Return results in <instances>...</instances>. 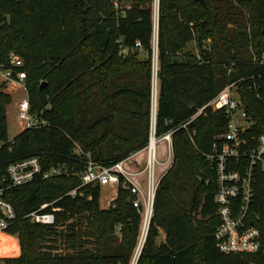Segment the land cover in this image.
<instances>
[{
  "label": "trees",
  "instance_id": "obj_1",
  "mask_svg": "<svg viewBox=\"0 0 264 264\" xmlns=\"http://www.w3.org/2000/svg\"><path fill=\"white\" fill-rule=\"evenodd\" d=\"M114 1L0 0V64L9 66L12 51L23 58L19 70L26 72L30 103L49 122L9 140L13 97L4 90L7 81L0 84V186L9 183L11 162L32 156L44 169H68L4 191L19 217L7 233H18L20 248L0 236V255L20 250V256L0 258V264L135 262L144 213L140 193L130 183L123 186L121 176L116 197L101 208L102 186H82L84 163L74 153L78 145L109 167L150 140L155 0H134L123 10ZM191 42L195 50L188 49ZM263 58L264 0H159L156 136L171 133L174 162L157 186L136 264H264V174L251 204L259 215L260 249L223 253L214 238L220 223L216 176L205 154L227 119L206 107L182 127L226 84L251 76L240 94L257 121L253 132L263 133L264 100L256 97L259 91L264 96ZM254 81L261 89L252 87ZM73 189L75 196L68 194ZM182 191L191 194L188 207L177 198ZM43 203H52L46 211L59 208L55 226L22 218Z\"/></svg>",
  "mask_w": 264,
  "mask_h": 264
},
{
  "label": "built area",
  "instance_id": "obj_2",
  "mask_svg": "<svg viewBox=\"0 0 264 264\" xmlns=\"http://www.w3.org/2000/svg\"><path fill=\"white\" fill-rule=\"evenodd\" d=\"M132 1L134 0L123 1L124 3H121L119 0H115V8L118 10L129 8ZM158 8L159 0H155L154 12L156 24L153 34L152 72L153 64L156 63L158 65ZM136 46H140V44L137 43ZM261 64H264V58L261 60ZM23 66V58L13 51L9 53V66L6 67L0 64V73H3L4 81L23 82V88L26 92V96L17 104V118L20 123L19 132L25 129L43 128L49 124L48 120L43 117L42 111L33 110L24 82L27 77L26 72L19 70ZM251 78V76H244L226 84L213 99L207 102L205 107L201 108L182 125V127L187 128V125L201 114L206 107L211 108L213 111H223L226 116V125L223 131L215 137L212 151L205 154L210 168L215 173L217 183L214 201L217 205L216 215L219 216L220 223L214 233V238L219 250L226 254L255 253L260 249L261 244V231L257 226L259 215L251 212V204L256 193L259 176L264 174V132L259 134L253 132L257 121L248 110L247 104L243 101L240 94L241 82ZM256 83L254 81L252 87L255 90L261 89V86L258 83L256 85ZM252 87L249 89H252ZM256 97L260 101L264 100V96L260 91ZM155 114L153 112L150 126V140L144 148L147 149L149 154L148 168L151 193L149 203H151V208L153 207L155 192L157 140L165 139L171 141V133H167L159 138L156 136ZM12 139L13 137L9 134V140ZM152 141H154V144L156 143L154 147L152 146ZM3 144L4 142L0 138V148ZM74 153L84 163V169L79 174L82 186L99 184L102 187H118L120 177L122 176L124 179L123 186H127L130 183L138 191L135 185L139 182L136 179L132 181L122 171L121 167L122 162L131 156L107 167L95 162L92 159L91 153L83 151L78 145L75 146ZM67 172L68 169L62 165L44 169L38 156L11 162L7 167L9 183L6 186H0V234L7 233L8 229L19 219L12 203L4 198V191L6 189ZM206 182H208L207 179ZM76 192V189H73L68 194L75 196ZM134 203L138 204V201ZM50 206H52V203H43L39 209L25 214L22 218L41 225L55 226L57 223L55 212L59 208H52V211H46ZM147 233L148 228L143 245Z\"/></svg>",
  "mask_w": 264,
  "mask_h": 264
},
{
  "label": "rangeland",
  "instance_id": "obj_3",
  "mask_svg": "<svg viewBox=\"0 0 264 264\" xmlns=\"http://www.w3.org/2000/svg\"><path fill=\"white\" fill-rule=\"evenodd\" d=\"M121 3H124L123 1ZM194 43L191 42L188 44V49L195 50L194 48ZM196 52V51H195ZM145 54L142 53V57H144ZM2 82H5L3 79V73H0V84ZM6 87L4 88L5 91L8 93L9 90L8 88L10 85L8 82H6ZM27 87V86H26ZM14 92V91H13ZM21 90L20 92L13 93L11 94L13 97V100L11 104L8 107V128H9V134L11 137H14L20 129V123L17 118V104L19 100L25 96ZM27 92L29 94V89L27 87ZM148 161H149V154L147 149H142L133 155L124 162H122L121 167L122 171L125 172L129 178H131L132 181L136 179L139 183L136 184V188L138 189L141 197V201L144 204V213H143V219H142V230H141V235L138 240L137 247L135 249L134 253V259L135 261L141 254V246L143 245V240L146 234L147 226L148 223L150 224L151 221V216L153 212V207L151 208V214H149V217L146 221V211L149 206V198H150V173H149V168H148ZM174 162V152H173V141L171 138V141L165 140V139H158L157 140V151H156V158H155V192H154V198H155V193L157 186L159 185V181L161 178L168 172V170L172 167ZM202 181V180H201ZM206 182V181H205ZM117 189L118 187H109V186H104L101 188V198H100V207L105 208L109 207L111 204L112 200L116 197L117 195ZM154 198H153V204H154ZM178 200L184 204L186 207L189 206L190 203V198L191 194L188 193L187 191H182L178 195ZM153 206V205H152ZM1 234H6L9 237L8 243H13L17 245V236L18 233L15 234H9V233H1ZM164 233L161 232V235L157 239V242L159 243L161 240L164 239ZM15 240V241H14ZM14 241V242H13ZM11 243V244H12ZM1 245V243H0ZM20 248V246H19ZM20 256V252L18 254H14L12 252L11 255H4L0 256V258H5V257H18ZM133 259V260H134ZM135 264V262H134Z\"/></svg>",
  "mask_w": 264,
  "mask_h": 264
},
{
  "label": "bare ground",
  "instance_id": "obj_4",
  "mask_svg": "<svg viewBox=\"0 0 264 264\" xmlns=\"http://www.w3.org/2000/svg\"><path fill=\"white\" fill-rule=\"evenodd\" d=\"M157 64H153V96H152V101H153V112L155 114V108H156V98H157V76H156V71H157ZM156 143L154 144V141H152V146L154 147ZM149 214H151V204H149L147 211H146V221L149 217ZM149 225V223H148ZM148 228V226H147ZM144 241V240H143Z\"/></svg>",
  "mask_w": 264,
  "mask_h": 264
},
{
  "label": "crops",
  "instance_id": "obj_5",
  "mask_svg": "<svg viewBox=\"0 0 264 264\" xmlns=\"http://www.w3.org/2000/svg\"><path fill=\"white\" fill-rule=\"evenodd\" d=\"M8 82V81H7ZM8 84L10 85V87L8 88V90H9V92L11 93V94H13V93H17V92H20L21 90L23 91L22 93L26 96V92H25V89L23 88V82H8ZM14 91V92H13ZM25 96H23L22 98H24ZM21 98V99H22ZM20 99V100H21ZM19 100V101H20ZM0 236H3L5 239L7 238V240H9V237L6 235V234H0ZM18 237V236H17ZM15 241V240H14ZM13 241V242H14ZM12 243V242H11ZM17 246H20L19 245V238H17ZM19 252H20V250H19ZM14 254H15V252H13ZM12 254V252L11 253H8V255H11ZM16 254H18V253H16ZM0 256H4V255H0Z\"/></svg>",
  "mask_w": 264,
  "mask_h": 264
},
{
  "label": "water",
  "instance_id": "obj_6",
  "mask_svg": "<svg viewBox=\"0 0 264 264\" xmlns=\"http://www.w3.org/2000/svg\"><path fill=\"white\" fill-rule=\"evenodd\" d=\"M202 1H203V0H202ZM7 19H8V21L10 22V20H11L10 15L7 16ZM45 84H46V82L43 81L42 84H41V87H43ZM200 176H201V180H202L203 182H205V181H206V175H205V173H204V172H200ZM152 205H153V204H152ZM148 228H149V225H148ZM142 248H143V245H142V247H141V251H142ZM138 258H139V257H138ZM138 258H137V260H138ZM137 260L135 261V264L137 263Z\"/></svg>",
  "mask_w": 264,
  "mask_h": 264
}]
</instances>
